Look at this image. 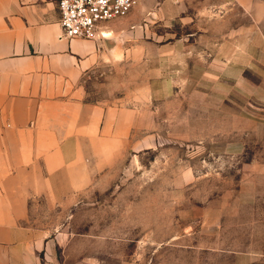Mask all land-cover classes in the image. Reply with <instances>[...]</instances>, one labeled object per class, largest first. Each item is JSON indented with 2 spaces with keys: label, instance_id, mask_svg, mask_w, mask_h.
Listing matches in <instances>:
<instances>
[{
  "label": "rangeland",
  "instance_id": "1",
  "mask_svg": "<svg viewBox=\"0 0 264 264\" xmlns=\"http://www.w3.org/2000/svg\"><path fill=\"white\" fill-rule=\"evenodd\" d=\"M262 9L137 0L106 23L95 150L32 210L67 264H264Z\"/></svg>",
  "mask_w": 264,
  "mask_h": 264
},
{
  "label": "crops",
  "instance_id": "2",
  "mask_svg": "<svg viewBox=\"0 0 264 264\" xmlns=\"http://www.w3.org/2000/svg\"><path fill=\"white\" fill-rule=\"evenodd\" d=\"M58 19L56 0H0V264H67L35 225L34 198L95 150L103 109L85 101L82 81L108 50L65 38Z\"/></svg>",
  "mask_w": 264,
  "mask_h": 264
},
{
  "label": "built area",
  "instance_id": "3",
  "mask_svg": "<svg viewBox=\"0 0 264 264\" xmlns=\"http://www.w3.org/2000/svg\"><path fill=\"white\" fill-rule=\"evenodd\" d=\"M65 38L97 40L109 21L125 16L137 0H56Z\"/></svg>",
  "mask_w": 264,
  "mask_h": 264
},
{
  "label": "water",
  "instance_id": "4",
  "mask_svg": "<svg viewBox=\"0 0 264 264\" xmlns=\"http://www.w3.org/2000/svg\"><path fill=\"white\" fill-rule=\"evenodd\" d=\"M109 37H110V36L106 37V36H104L103 34L100 33V38L103 39V42L105 43V45H106V47H107V50L109 51L110 55L113 56V53H114V51H115V47H111V46L108 45Z\"/></svg>",
  "mask_w": 264,
  "mask_h": 264
},
{
  "label": "bare ground",
  "instance_id": "5",
  "mask_svg": "<svg viewBox=\"0 0 264 264\" xmlns=\"http://www.w3.org/2000/svg\"><path fill=\"white\" fill-rule=\"evenodd\" d=\"M106 29L105 25L100 29V33L104 35V33L109 36L111 33L110 32H105L104 30ZM105 36V35H104ZM119 54L117 51H114V56H118Z\"/></svg>",
  "mask_w": 264,
  "mask_h": 264
}]
</instances>
